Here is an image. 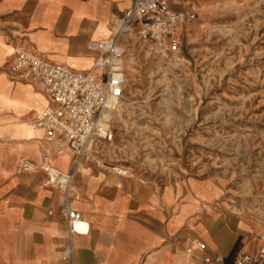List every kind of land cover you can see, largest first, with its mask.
Segmentation results:
<instances>
[{"label":"rangeland","instance_id":"obj_1","mask_svg":"<svg viewBox=\"0 0 264 264\" xmlns=\"http://www.w3.org/2000/svg\"><path fill=\"white\" fill-rule=\"evenodd\" d=\"M189 1L183 11L197 17L184 24L178 50L133 36L115 139L78 168L85 185L112 191L202 182L203 203L238 219L240 248L248 247L264 234V0ZM28 124V142L52 148L30 139L37 130ZM23 147L0 149L5 174H15L17 161H42L39 148Z\"/></svg>","mask_w":264,"mask_h":264},{"label":"crops","instance_id":"obj_2","mask_svg":"<svg viewBox=\"0 0 264 264\" xmlns=\"http://www.w3.org/2000/svg\"><path fill=\"white\" fill-rule=\"evenodd\" d=\"M132 1L0 0V149L37 147L28 142V121L49 104L38 85L12 79L16 51L30 49L50 61L88 71L96 60L88 43L108 38ZM179 1L180 9L169 4L176 10L187 9L190 1ZM36 130L30 139L37 138L46 147L44 131ZM56 148L39 149L43 157L51 151L55 168L75 169L77 191L71 205L82 213L88 228L69 232L59 213L63 192L46 184L43 159H27L35 166L21 171L25 159L17 161L15 174L0 168V264H195L186 251L195 240L205 245L195 247L197 254H222L230 263L239 250L258 248V238L256 244L240 248L241 222L225 218L208 201L203 203L206 184L202 182H181L160 191L96 188L95 183H83L78 168L83 163L75 165L69 149L59 153ZM21 154H26L25 149ZM198 212L203 215L195 219ZM69 248L72 255L65 258L63 252Z\"/></svg>","mask_w":264,"mask_h":264},{"label":"built area","instance_id":"obj_3","mask_svg":"<svg viewBox=\"0 0 264 264\" xmlns=\"http://www.w3.org/2000/svg\"><path fill=\"white\" fill-rule=\"evenodd\" d=\"M196 17L195 11L173 9L168 0H133L114 23L108 38L88 43V48L96 54L94 65L88 71L50 61L30 49H18L10 67L12 79L38 85L49 99L44 109L34 112L31 124L44 131L52 146L69 149L75 156V165L83 161L97 162L103 145L115 139V116L128 80L126 65L131 37L175 51L180 46L184 24ZM128 35L130 38H126ZM34 166L25 159L19 170ZM41 168L46 171V184L63 192L59 213L69 232H79L83 215L71 205L75 169L55 168L47 152ZM195 247L205 245L195 240L194 246L186 249L193 255L195 264H264V234L258 237L255 251L241 249L230 263H226L222 254L199 255ZM72 252V248L66 249L63 256L70 258Z\"/></svg>","mask_w":264,"mask_h":264},{"label":"bare ground","instance_id":"obj_4","mask_svg":"<svg viewBox=\"0 0 264 264\" xmlns=\"http://www.w3.org/2000/svg\"><path fill=\"white\" fill-rule=\"evenodd\" d=\"M36 98V97H35ZM30 101V100H29ZM29 103V102H28ZM27 103V104H28ZM31 104V103H30ZM35 106V105H34ZM30 123H31V120H30ZM32 125V124H31ZM33 126V125H32ZM62 152V150L61 151H59V153H61ZM50 157V159H51V156H49ZM86 224V225H85ZM87 228H88V223L85 221V219H82V221L79 223V226H78V229H79V231H84V230H87Z\"/></svg>","mask_w":264,"mask_h":264}]
</instances>
